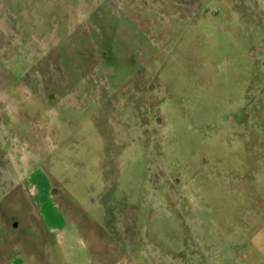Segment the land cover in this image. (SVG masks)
Masks as SVG:
<instances>
[{
    "label": "rangeland",
    "instance_id": "rangeland-1",
    "mask_svg": "<svg viewBox=\"0 0 264 264\" xmlns=\"http://www.w3.org/2000/svg\"><path fill=\"white\" fill-rule=\"evenodd\" d=\"M0 264H264V0H0Z\"/></svg>",
    "mask_w": 264,
    "mask_h": 264
}]
</instances>
